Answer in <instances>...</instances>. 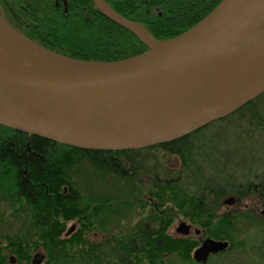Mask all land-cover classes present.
<instances>
[{"label": "trees", "instance_id": "obj_1", "mask_svg": "<svg viewBox=\"0 0 264 264\" xmlns=\"http://www.w3.org/2000/svg\"><path fill=\"white\" fill-rule=\"evenodd\" d=\"M106 1L164 40L197 24L222 0ZM58 3L0 0V9L20 32L73 58L112 61L148 49L96 9L93 0ZM112 29L124 31L128 40L124 54L106 57V31ZM228 196H254L264 205V93L182 138L135 150L82 149L0 125V200L27 213V234L9 237L7 247L0 246V264H13L11 256L14 264H32V251L38 248L45 250L42 264H173L167 261L173 256L175 264H204L192 255L200 242L167 233L173 208L208 237L230 241L227 250L205 264H215L218 257L224 264H264V215L220 213ZM148 201L157 231L140 221L130 234L106 238V221L115 214L126 218L132 205ZM72 220L79 226L68 235ZM246 221L259 227L252 245L249 236L236 234V224ZM90 232L100 240H91ZM5 248L11 249L10 256Z\"/></svg>", "mask_w": 264, "mask_h": 264}, {"label": "water", "instance_id": "obj_2", "mask_svg": "<svg viewBox=\"0 0 264 264\" xmlns=\"http://www.w3.org/2000/svg\"><path fill=\"white\" fill-rule=\"evenodd\" d=\"M93 3L148 49L112 61L73 58L29 38L0 13V125L82 149L135 150L182 138L264 93V0H222L164 40L106 0ZM190 230L184 221L177 229ZM229 246L206 237L193 258L205 264ZM45 258L36 252L32 264Z\"/></svg>", "mask_w": 264, "mask_h": 264}, {"label": "rangeland", "instance_id": "obj_3", "mask_svg": "<svg viewBox=\"0 0 264 264\" xmlns=\"http://www.w3.org/2000/svg\"><path fill=\"white\" fill-rule=\"evenodd\" d=\"M0 13L4 15V17L8 20V18L5 16V14L2 12L1 9H0ZM111 190H113L112 192H116L118 189L113 188ZM144 204H145L144 206H141V203L138 205H132L131 211L127 210L126 218L123 217L124 216L123 214L121 215L115 214V216L113 215L112 220L106 221L108 222V225H109L106 231V238L112 235L121 237V236H124L125 234H130L133 232V226L138 224L140 221L142 224L147 225L145 227L149 230H152V232L157 231L158 224L156 220H153L152 218V216L155 215V213L153 212V205L151 204V201L145 202ZM262 209H264V205L262 201L259 198L252 196V197H248L242 200L237 199L236 202L231 205L223 202V205H221L220 213L233 215L236 213V211H243V212L247 211V212L253 213L256 218L261 219ZM171 214H174V215L171 216L172 220L168 225L169 227L167 229V233H169L172 237H175V238L188 237L192 239L193 241H196V242L198 241L200 243L203 238L208 237L206 230L203 229L198 224L193 223L189 217L185 216L184 214L180 213L174 208L173 210H171ZM26 216H27L26 211L24 210L20 211V209H16L15 206H12L10 202L0 200V246L7 247L9 237H13L16 234H20V235L27 234V224L25 222ZM183 221L191 225V230L188 235L181 234L177 231L180 223ZM74 224L76 225V228H78L79 226L78 221L72 220L69 223H67L66 231H68L71 228V226ZM236 228H237L236 234L238 235V237L243 238L244 236L246 237L249 236V243L251 245L253 243H256V239H258L257 232L259 231L258 225L250 223L249 221L248 222L246 221V222L237 223ZM197 230H200V233H197L196 232ZM94 232H90L91 234L89 233L90 234L89 238L93 241L100 240L99 237L94 236ZM196 248H194V250ZM194 250L192 251V255H193ZM36 252L45 253V250L43 248H38L37 250H33L32 259ZM3 253L8 254L9 256L12 254L11 249H8V248H5ZM250 255L254 259H257V255H254L253 252H250ZM175 258L176 257L174 256L169 257L167 261L175 264L176 259H177ZM223 262H224L223 257H218L214 259L215 264H224ZM254 264H257V263H254Z\"/></svg>", "mask_w": 264, "mask_h": 264}, {"label": "flooded vegetation", "instance_id": "obj_4", "mask_svg": "<svg viewBox=\"0 0 264 264\" xmlns=\"http://www.w3.org/2000/svg\"><path fill=\"white\" fill-rule=\"evenodd\" d=\"M58 1H59V3L57 4V6L59 7L61 0H58ZM135 38L138 39L136 36H135ZM127 40H128V37L126 36L124 31H121L118 29H114V30L112 29V30L106 31V57H116V56L124 54ZM11 257H14V256H11ZM11 257H10V261H11ZM11 263H13V264L16 263L15 257H14V261H11Z\"/></svg>", "mask_w": 264, "mask_h": 264}]
</instances>
